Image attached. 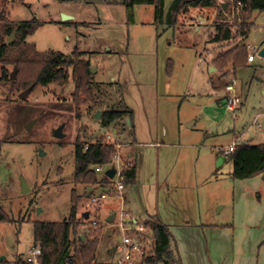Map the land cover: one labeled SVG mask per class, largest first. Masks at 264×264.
<instances>
[{
  "label": "rangeland",
  "instance_id": "1",
  "mask_svg": "<svg viewBox=\"0 0 264 264\" xmlns=\"http://www.w3.org/2000/svg\"><path fill=\"white\" fill-rule=\"evenodd\" d=\"M59 1L3 0L0 5V24L31 20L41 23L26 39L36 51L71 56L77 50L81 59L95 70L94 100L81 108L79 120L74 117L71 80L65 86H37L24 101L19 100L21 92L10 81L0 84V211L8 221L0 222V264L25 260L30 255L32 223H59L67 219L73 189L82 196L77 217L87 213L88 218L79 219V226L70 237L71 264H82L80 248L94 239L99 243L91 264H114L115 255L109 251L121 242V237L114 228L106 226L105 213L109 209L117 219L124 211L141 226L147 215L157 211L173 210L188 215L193 210L197 214L198 202L201 208H210L219 219L223 218L230 201L229 187H221L219 192H215L214 185L196 190L177 187L180 164L175 170L168 163L164 167L166 161H162L161 153L157 156L148 144L164 141L176 145L180 131L182 143L198 144L202 134L207 133L209 137L204 138V143L211 149L220 144L227 146L233 132L254 136L253 145L263 141L264 60L257 57L255 46L264 47V12H251L252 25L247 37L236 38L231 44L248 46L254 63L235 71L229 66L226 72L212 71L209 65L229 46L213 45L209 36L218 18H226L231 24V7L224 14L216 9H190L173 30L164 23L154 24L152 6H135L133 22L128 23L122 0ZM173 1L164 0V13ZM229 1L220 0L224 4ZM65 16L79 25H65ZM14 41L15 37L11 44ZM7 70L10 75L14 73L11 66ZM232 81L243 105L234 113L225 111L217 101L225 94V85ZM119 108L129 114L135 131L133 149L140 155L136 161V181L125 189L121 200H108L93 207L88 203L87 188L82 189L87 185L73 182L74 142L86 131L88 144L109 135L121 146L127 144L131 148L123 121L104 128L94 119L97 111L101 114ZM254 121L256 124L250 127ZM190 123H194L192 131L187 127ZM58 129L61 139L54 136ZM228 166L232 172L227 160L213 177L227 178ZM203 167L199 164L195 168L201 178L206 174ZM166 175L169 182L164 184ZM21 181L29 187V193H21ZM215 195L222 202L213 206ZM94 220L99 225L97 230L90 228ZM146 237L150 240L147 231ZM174 245L173 241L172 248Z\"/></svg>",
  "mask_w": 264,
  "mask_h": 264
},
{
  "label": "trees",
  "instance_id": "2",
  "mask_svg": "<svg viewBox=\"0 0 264 264\" xmlns=\"http://www.w3.org/2000/svg\"><path fill=\"white\" fill-rule=\"evenodd\" d=\"M83 0H60L64 2H82ZM3 0H0V5ZM238 3L240 6L238 7ZM128 23L133 22V8L135 6H152L154 9V24H165L168 28L176 29L180 20L190 9H216L224 14L229 7L232 11V22L224 18H218L214 24V32L209 36V43L217 46H232L236 38L247 37L250 27V14L253 11L264 12V0H230L226 7L217 0H174L167 13H164V0H123ZM236 12L238 13L236 15ZM65 25H79L65 22ZM85 25V24H83ZM41 26L37 20L29 22H3L0 24V84L11 82L18 92H23L32 87H46L50 84L65 86L70 80L74 91L71 102L76 120L80 118V110L83 106L93 103V89L90 66L88 62L81 59L82 54L75 50L71 56L48 51L38 52L34 45L26 43L28 36L32 35ZM234 27L236 30L234 31ZM15 32V41L7 45L6 38ZM247 62V48L245 45H237L219 55L213 66L218 70H231L243 67ZM13 68L12 74L8 73L7 67ZM70 71V72H69ZM126 118L130 120L129 114L121 110H106L100 114V126L108 128L117 125L119 121ZM82 134V132H80ZM63 146V144H61ZM88 145L87 150L85 146ZM114 148L105 143L104 137H99L92 144L87 143L86 131L77 137L74 142L73 156V182L75 185H95L107 181L105 177H99L93 172L96 166L107 165L111 162ZM232 165L230 178L232 180H245L264 176V143L259 145H248L239 142L235 145L233 152L226 158ZM124 187H130L134 183L135 166L125 171ZM82 196L76 194V190L70 193V209L66 220L59 223L33 224V247L40 250L36 264H71L70 251L73 246L71 235L79 226V219L85 220L83 215L77 217V206ZM0 222H8L6 216L0 211ZM143 228L150 234V250L141 259L140 264H181L176 245L172 248L174 241L168 227L161 223L157 217H151L142 224ZM98 240L84 243L79 251L82 264H91L96 257ZM3 264H29L25 260L16 259L12 263Z\"/></svg>",
  "mask_w": 264,
  "mask_h": 264
},
{
  "label": "crops",
  "instance_id": "3",
  "mask_svg": "<svg viewBox=\"0 0 264 264\" xmlns=\"http://www.w3.org/2000/svg\"><path fill=\"white\" fill-rule=\"evenodd\" d=\"M242 45L245 44L242 43ZM232 47L234 45L229 47L228 50ZM255 47L258 50L262 45ZM246 48L248 56L251 53L248 51V46ZM216 58L209 65L214 69L213 71L218 70L213 66V61ZM254 61L255 59L252 62L247 61L246 64H252ZM220 71L227 72L229 69ZM224 93L217 100L223 109L222 103L226 92ZM241 106H243L242 103L239 109ZM239 109L238 111H240ZM126 120L129 119L126 118L124 121L126 122ZM193 125L194 123L188 124V129L192 131ZM125 127L126 133L130 134L128 139L132 145L127 155L135 166L134 185L136 181V161L140 155H137L136 150L133 149V145L136 144L135 131L130 120L129 126L125 124ZM258 130L261 129L259 128ZM262 135L263 141L255 145L264 143V131ZM181 137L182 133L180 131L177 134L176 145H168L164 141L161 143H150L148 145L155 149L157 156L161 153L162 161H166L163 163L164 167L168 163L171 165V170H175L180 164V170L176 173L178 174L176 177L177 187L196 190V187L200 189L204 185H214L213 189L216 190H214L215 192L221 191V187L222 190L226 186L229 187L230 201L227 205L228 210L225 212L223 218L219 219V216H216L213 211H210V208L205 210L201 208V204L198 202L196 205L198 209L197 214L190 209H188L190 210V214L188 215L183 214V212H174L173 210L171 212L157 211L154 215H147L145 221L151 217H157L162 224L168 227L174 239L181 264H264V176L258 175L245 180H232L230 178V166H228L227 178L222 180L213 177L216 176V170L224 167L227 162L226 159L222 162L218 161L221 156L216 152L217 149L231 145L236 138H240L239 142L254 146V136L246 137L244 132L241 135L233 132V136L227 146L220 144L212 149L204 143V138L209 137L207 133L202 134L203 138L198 144L193 142L182 143ZM217 163L218 166H216ZM199 164L204 166L203 171L206 172L202 178L195 173L196 165ZM165 178L164 184H167L169 182L167 175ZM126 194L128 195L127 192ZM221 202L220 196L215 195L211 203L213 206H216V204H220ZM224 210L225 204L222 207V211ZM105 215L106 222L109 218L111 222L116 218L111 209ZM211 218L214 221H210Z\"/></svg>",
  "mask_w": 264,
  "mask_h": 264
},
{
  "label": "built area",
  "instance_id": "4",
  "mask_svg": "<svg viewBox=\"0 0 264 264\" xmlns=\"http://www.w3.org/2000/svg\"><path fill=\"white\" fill-rule=\"evenodd\" d=\"M220 1V0H217ZM240 4L238 3V7ZM255 52L257 50L255 49ZM254 55L247 56V61L252 62ZM235 82L232 81L225 86V98L223 101V107L227 112L234 113L241 105V99L235 89ZM255 125V121L251 126ZM249 130V129H248ZM105 143L111 145L114 148V154L111 158V162L107 165L96 166L93 168V172L99 177H105V172L109 169L114 170L112 179H108L104 183H98L95 185L84 186L87 188L88 203L90 206L97 207L103 202L108 200H121L125 191L124 187V173L129 170L133 163L128 157L129 145L121 144L114 141L109 135L103 136ZM240 138H236L234 142L225 147L217 149V153L226 159L232 152ZM88 145L85 146L87 150ZM116 223L106 225L109 229L114 228L117 234L121 237V242L113 248L112 255H115L114 264H140L141 259L150 250V240L146 237V230L141 225H137L133 217L128 216L124 211H120ZM107 224V223H106ZM92 230L99 228L98 223L94 220L90 223ZM40 255V250L37 247H33L30 255L25 259L29 264H36L37 258Z\"/></svg>",
  "mask_w": 264,
  "mask_h": 264
},
{
  "label": "water",
  "instance_id": "5",
  "mask_svg": "<svg viewBox=\"0 0 264 264\" xmlns=\"http://www.w3.org/2000/svg\"><path fill=\"white\" fill-rule=\"evenodd\" d=\"M222 7L225 8V7H226L225 4H223ZM71 20H72V18H70V17H66V16L63 17V22H68V21H71ZM14 37H15V32H14V33H13L8 39H7L6 44H7L8 46H9V45L11 44V42L13 41ZM256 53H257V57H259L260 59H263V60H264V47L258 49ZM211 70L213 71L214 69L211 68ZM90 74H91V75H94V74H95V70H93V69L91 68V69H90ZM11 79H12V80L14 79V74H12ZM32 90H33V88L30 87V88L26 89L25 91H23L22 93H20V94H19V100L24 101V100L27 98V96L32 92ZM94 119L100 122V112H99V111H97V112L95 113V115H94ZM126 126H129V120H126ZM54 136H55L56 138H58V139H61V138H62L61 129L56 130V131L54 132ZM218 161H221V162H222V161H224V158H223V157H220V158L218 159ZM216 166H218V163L216 164ZM113 175H114V170H113V169H109V170H107V171L105 172V176H106L108 179H112ZM29 192H30L29 187L26 185V183H25L24 181H21V193H22V194H27V193H29ZM83 217H84L85 220H87V218H88V214H87V213H84V214H83ZM110 222H111V219L109 218V219L107 220L106 223H107V224H110ZM82 240H83V239H82ZM112 251H113V250H110L109 253L112 254Z\"/></svg>",
  "mask_w": 264,
  "mask_h": 264
}]
</instances>
